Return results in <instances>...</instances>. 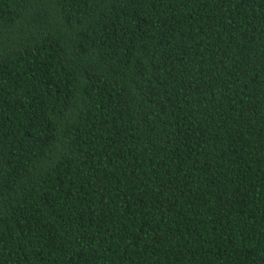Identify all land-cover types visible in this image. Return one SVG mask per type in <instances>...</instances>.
Here are the masks:
<instances>
[{
    "label": "trees",
    "instance_id": "16d2710c",
    "mask_svg": "<svg viewBox=\"0 0 264 264\" xmlns=\"http://www.w3.org/2000/svg\"><path fill=\"white\" fill-rule=\"evenodd\" d=\"M0 264H264V0H0Z\"/></svg>",
    "mask_w": 264,
    "mask_h": 264
}]
</instances>
